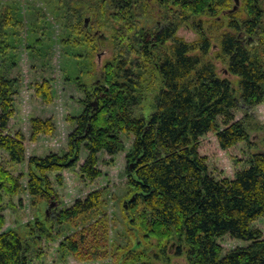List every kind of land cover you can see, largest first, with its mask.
Here are the masks:
<instances>
[{"label": "trees", "instance_id": "1", "mask_svg": "<svg viewBox=\"0 0 264 264\" xmlns=\"http://www.w3.org/2000/svg\"><path fill=\"white\" fill-rule=\"evenodd\" d=\"M147 2L68 0L61 6L65 29L79 39L75 46H80L83 38L107 42L101 31L110 27L111 18L117 25L111 39L115 56L104 65L98 82L80 85L85 94L80 101L83 112L71 118L75 127L68 137V153L29 159L28 193L45 202L56 198L50 174L76 168L82 150L87 156L80 167L81 177L90 181L101 178L99 155L120 154L126 150L122 136H132L126 155L132 192L123 211L128 228L142 236L143 244L156 240V251L166 257L168 245L175 243L176 255L184 256L188 264H264V236L253 226L264 217V152L253 154L248 166L233 179L221 180L210 174L206 159L199 153L201 138L210 133L222 150L250 140L247 125L244 120H235L234 111L264 104V61L259 52L264 39V8L243 7L246 16L239 18V11L222 16L230 10V0H153L159 4L157 8ZM157 10L163 18L160 30ZM86 14L91 15L87 27ZM202 17L216 20V25L218 18H229L226 26L231 32L223 33L220 53L228 59V72L239 79V96L232 82L221 78L215 65L206 60L213 46L203 27L199 26L200 39L193 45L177 37L182 24ZM21 24L9 8L0 14V56L13 50L8 32L18 35ZM240 24L250 35L255 34L260 41L257 46L247 48L237 41ZM193 51L198 55H192ZM148 70L160 78L161 87L154 112L148 117L137 116L145 89L142 79ZM18 89V80L0 74V150L12 164L26 161L24 135L7 133L16 113ZM36 95L46 104L53 103L48 81L36 85ZM30 124L32 142L57 131L51 118H34ZM22 178L0 162V264H29L32 244L52 236L45 227L49 214L58 225L73 224L103 206L102 193L95 191L70 208L50 209L28 225L25 238L16 230L3 232L4 196L17 195ZM56 182L62 185L60 175ZM107 232V221L102 217L62 241L60 251L82 262L102 258ZM226 236L249 244L223 254L218 240ZM118 264L155 263L141 248L126 251Z\"/></svg>", "mask_w": 264, "mask_h": 264}, {"label": "rangeland", "instance_id": "2", "mask_svg": "<svg viewBox=\"0 0 264 264\" xmlns=\"http://www.w3.org/2000/svg\"><path fill=\"white\" fill-rule=\"evenodd\" d=\"M67 1L0 0V14L4 9L9 8L16 19L22 23L18 35L16 33L13 37L12 31L8 32L13 50L5 56H0V74H5L9 79L18 80L16 113L7 133L14 135L21 132L25 137L26 147V161L23 164H12L8 155L0 150V162L4 167L15 177L20 175L23 177L19 193L12 197L4 196L5 225L2 231L16 230L25 238L29 232L28 225L49 212L51 203H53L52 208L55 207L56 210L61 211L70 208L76 200H83L90 193L100 191L103 206L88 218L79 219L73 224L58 225L52 221V215H48L49 221L45 222V227L51 231L52 236L50 239H42L40 244H32L29 264H118L122 261V255L126 251L141 248L150 255L155 264H164L165 261H169L170 264H188L184 256L176 255L177 245L175 243L169 244L168 254L166 257H161L156 251L158 250L156 240L151 239L143 244L142 236H136L134 230L128 228L123 207L132 192L128 186L126 159L132 146V136H122L126 150L120 154L114 157L105 153L99 155L98 168L102 172L101 178L90 181L81 177L80 167L87 156V153L82 150L80 162L76 168L50 174L56 198L45 202L32 198L28 193L29 159L45 157L51 153L59 155L68 153V137L75 127L71 118L83 112L80 101L85 99V94L81 91L80 85H91L98 82L103 75L104 65L115 56L111 39L117 25L109 17L110 27L101 31L105 35L102 39L107 42L99 43L96 39L83 38L80 46L74 45L79 39L76 38V41L65 29L64 11L61 8ZM242 10V8L239 9L237 13L239 18L246 16ZM89 16L91 15L84 16V19L88 20L87 26L90 22ZM215 21L207 17L192 19L180 26L177 37L193 45L200 39L199 26L203 27L213 46L206 60L215 65L217 74L221 78H227L232 82L239 96V79L228 72V59L220 53L219 43L223 33L227 31L226 25L229 18L219 21L218 25ZM100 34L99 32L97 35ZM259 52L264 61V39ZM198 53V51H193L192 55H198ZM159 79L150 70L143 75L142 81L145 89L142 102L135 111L137 116L148 117L154 112L156 96L161 87ZM44 81H48L52 88L53 103L51 104L44 103L36 95V85ZM234 115L235 120H244L247 125L250 134L249 142L222 150L216 136L212 133L200 140L199 153L206 159L210 174L217 180L233 179L238 171L248 166V161L253 154L264 152V104L252 110H246L241 106L234 111ZM34 118L53 119L57 129L55 135L41 136L36 142H32L30 123ZM58 175L62 178V185L56 182ZM102 217L106 219L108 225V240L104 257L82 262L71 254L60 251L62 241L75 235L84 227L94 224ZM253 226L261 230L264 236V217L255 222ZM218 243L224 250L223 254L249 244L231 239L229 236L219 239Z\"/></svg>", "mask_w": 264, "mask_h": 264}, {"label": "flooded vegetation", "instance_id": "3", "mask_svg": "<svg viewBox=\"0 0 264 264\" xmlns=\"http://www.w3.org/2000/svg\"><path fill=\"white\" fill-rule=\"evenodd\" d=\"M147 1H148L147 2L148 4H151L153 0H147ZM230 1H231L230 2V6H231L230 10H231L236 5V0H230ZM238 2H239V5H238V10L236 12H238L239 9L246 7V6L248 7V6H254L255 5V6L264 8V0H238ZM158 5L159 4L153 2L151 6L157 8ZM230 10L223 12L222 16L227 17V15H233L234 13L229 14ZM155 15H156V22L158 24V29L160 30L162 28V23H163V18H162L160 10H157V12H155ZM207 18H209V17H207ZM218 20L220 21L221 18H218ZM240 26H242V27H241V31L237 32V41L242 43L247 48H250L252 45L257 46L258 43H260V41L258 40V38H256V36H254L255 34L250 35L247 32V30L243 29L242 24H240ZM226 30L227 31L229 30V32H231L228 27L226 28ZM232 33H235V32L232 31ZM253 39L256 40V42Z\"/></svg>", "mask_w": 264, "mask_h": 264}, {"label": "water", "instance_id": "4", "mask_svg": "<svg viewBox=\"0 0 264 264\" xmlns=\"http://www.w3.org/2000/svg\"><path fill=\"white\" fill-rule=\"evenodd\" d=\"M238 5H239V2H238V0H236V5L233 7V9H231L229 11V14L235 13L238 10ZM86 23H87V21H86ZM86 27H87V24H86ZM49 208L51 209L52 205ZM125 208H127L126 204H125Z\"/></svg>", "mask_w": 264, "mask_h": 264}]
</instances>
